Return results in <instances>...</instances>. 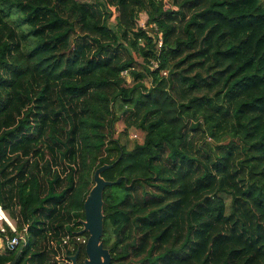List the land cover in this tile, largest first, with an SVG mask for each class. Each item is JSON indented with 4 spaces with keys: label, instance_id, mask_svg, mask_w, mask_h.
I'll return each instance as SVG.
<instances>
[{
    "label": "trees",
    "instance_id": "1",
    "mask_svg": "<svg viewBox=\"0 0 264 264\" xmlns=\"http://www.w3.org/2000/svg\"><path fill=\"white\" fill-rule=\"evenodd\" d=\"M105 163L111 264H264V0H0V264L87 238Z\"/></svg>",
    "mask_w": 264,
    "mask_h": 264
},
{
    "label": "water",
    "instance_id": "2",
    "mask_svg": "<svg viewBox=\"0 0 264 264\" xmlns=\"http://www.w3.org/2000/svg\"><path fill=\"white\" fill-rule=\"evenodd\" d=\"M112 164H102L93 173V185L86 194L83 203L84 218L80 219L81 229L79 233H88L84 245L85 258L83 264H111L109 250L103 246L101 237L103 234V190L106 186L118 183L121 177L114 181L106 180L101 173L111 167ZM23 246H19L16 258L20 254ZM78 250L72 255H67L70 260L68 264H79L77 261ZM15 259L8 264H14Z\"/></svg>",
    "mask_w": 264,
    "mask_h": 264
},
{
    "label": "built area",
    "instance_id": "3",
    "mask_svg": "<svg viewBox=\"0 0 264 264\" xmlns=\"http://www.w3.org/2000/svg\"><path fill=\"white\" fill-rule=\"evenodd\" d=\"M123 74L126 75L125 72H123ZM7 230L15 233V235L12 238H8L5 234ZM86 240L87 238L81 234L74 236V238L69 235L64 236L60 243V247L63 250L55 257L57 264L70 263L67 255H72L73 253H67L64 246L73 248L77 244H85ZM24 244L25 237L23 233L17 232L14 221L9 218L8 214L0 206V251H3L5 248L13 249L19 247L20 245L24 246ZM52 245H55V243H52Z\"/></svg>",
    "mask_w": 264,
    "mask_h": 264
},
{
    "label": "rangeland",
    "instance_id": "4",
    "mask_svg": "<svg viewBox=\"0 0 264 264\" xmlns=\"http://www.w3.org/2000/svg\"><path fill=\"white\" fill-rule=\"evenodd\" d=\"M81 1H92V0H81ZM146 20H147V16H146L145 12H141L139 14V17L137 18L136 23H137L138 27L145 28L151 33L152 31L149 29V27L146 26ZM126 80H127V84H131V82H132L131 77L126 75ZM145 84L148 85L149 83L145 81ZM123 128H124L123 122L121 120L117 121L115 123V133L113 134V137L114 138L119 137L121 142H124V137L127 138L128 146H131L132 143L135 141L136 142L142 141V132H140L139 130L131 128L126 132L127 134L124 135V134H121ZM207 140H209V139H207Z\"/></svg>",
    "mask_w": 264,
    "mask_h": 264
}]
</instances>
